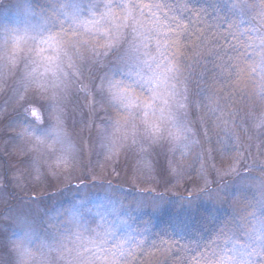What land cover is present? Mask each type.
Returning <instances> with one entry per match:
<instances>
[{
	"label": "snow or ice",
	"instance_id": "1",
	"mask_svg": "<svg viewBox=\"0 0 264 264\" xmlns=\"http://www.w3.org/2000/svg\"><path fill=\"white\" fill-rule=\"evenodd\" d=\"M190 3L20 0V24L0 29V79L18 73L20 89L52 100L50 126L22 105L25 118L45 127L39 135L35 127L20 135L53 153L57 166L69 165L75 150L61 101L73 88L90 103L99 97L114 114L99 130L109 155L141 138H167L186 155L195 143L188 118L195 108L205 134L226 145L235 138L239 106L258 107L257 126L264 125V0ZM230 171L254 192L242 207L237 199L227 217L197 212L157 241L147 229H132L115 207L111 220L97 213L99 222H86L90 210L82 200L50 217L43 233L26 217H14L20 234L3 245L4 264H148L146 255L156 260L149 241L162 258L156 264H264V167L259 175H241L234 165ZM105 199L111 202L107 193Z\"/></svg>",
	"mask_w": 264,
	"mask_h": 264
},
{
	"label": "rangeland",
	"instance_id": "2",
	"mask_svg": "<svg viewBox=\"0 0 264 264\" xmlns=\"http://www.w3.org/2000/svg\"><path fill=\"white\" fill-rule=\"evenodd\" d=\"M19 3L20 0L1 1L0 29L5 25L15 27L20 24ZM18 79V73L0 79V213L14 199L10 212L0 218V264L9 259L4 254L3 245L20 234L19 226L13 222L14 217H26L34 228L43 233L48 228L50 217L74 204L79 205L83 200L90 210L86 222H99L97 213H103L111 220L113 217L107 214L115 207L125 213L122 218L127 219L132 229L142 232L143 223L149 218L152 223L161 222L162 196L187 189L184 193L199 201L203 195L201 192L214 181L236 176L230 171L231 166L239 171L245 160L248 166L253 165V169L248 167V175H259L257 170L264 167V125L257 126L262 116L259 109L248 114L246 125L241 123L234 129L235 138L248 149V152H241L239 158L225 160L223 148L226 145L223 142L217 143L218 149L215 146L214 150L211 149L198 108L193 109L188 117L195 143L186 155L173 151L167 138L155 142L141 138L136 145L126 143L114 155H109L102 146L99 130L114 114L101 105L99 97L90 103L89 98L75 88L61 101L64 127L75 150L74 158L67 166H57L53 153L46 149L37 150L32 141L20 135L24 128L32 127L39 135L45 127L40 120H33L30 114L28 121L23 118L22 105L25 104L29 109H36L48 126L51 125L50 94L34 88L23 91ZM193 99L196 98L193 96ZM223 181L226 185L220 192H211L206 200L214 208L221 205V191L228 189L237 199L243 195L245 202L253 195L254 189L241 188L238 178L234 185L228 180ZM128 187L159 194H151V199L132 197L123 190ZM106 193L111 202L105 199ZM224 200L227 201L226 196ZM149 243L152 250L151 241ZM153 253L160 255L157 250ZM145 257L148 263L150 258L153 259L149 255Z\"/></svg>",
	"mask_w": 264,
	"mask_h": 264
},
{
	"label": "trees",
	"instance_id": "3",
	"mask_svg": "<svg viewBox=\"0 0 264 264\" xmlns=\"http://www.w3.org/2000/svg\"><path fill=\"white\" fill-rule=\"evenodd\" d=\"M1 1H3V0H1ZM1 1H0V3H1ZM205 2H206V0H191L189 7L195 6V7L199 8L201 5L205 4ZM194 91H195V88H194ZM194 97L196 99L198 98L195 95H194ZM239 107H240V115L237 119L238 125H241V123L246 125V117L248 116V114L251 113V111L254 109L255 110L259 109L255 105H253L251 107H243L241 105ZM23 116H24V113H23ZM23 118L28 121L27 118H25V117H23ZM26 120H24V123H26ZM208 138H209V144L211 146V149L214 150V146H215V148H217V146H216L218 143L217 137L209 134ZM224 145H226V144H224ZM223 149L225 150V153L223 154L225 157V160L232 159L233 157H236V156L239 158V157H241L240 156L241 152H243V153L246 151L248 152L247 145L240 144L238 142L237 138H234V140L229 142L226 145V147ZM244 159H246V158L244 157ZM241 166H242V168L239 170L241 175L249 173L248 167H249V169H253V165L248 166V164H246L245 160H243V164ZM193 174L196 175L195 172H193ZM236 178L239 179V177L236 175L232 178H229V179L225 178L223 180H228L229 182L233 183V185H234ZM223 180L218 181V182L214 181L212 183V185L210 187H208V189L203 190L201 192V194H203V195L201 198H199V201L197 200V198L194 199L190 194L184 193V192H186L187 189L186 190L184 189V191L177 193V194H170V195L167 194L166 196L164 195V197L162 196L161 202H163V205L161 206V214H160L161 222L155 224V223H152L150 221V218H149L147 221H145L143 223V229L144 230L147 229L148 235L157 237V241H158L159 239H167L169 236L174 235L176 226L180 222L188 220L191 216L195 215L197 212L210 213L214 217H221V218L229 216L231 214L233 208H235L237 206L236 205L237 198L234 197L233 193L231 191H228V189H227V191H221V193H220L223 195V198L220 201L221 202L220 207L217 206L218 208H214L210 204H208V201H206V200H208V197H210L209 194L211 192L219 191V190H221L223 185H226L225 181H223ZM185 188H188V187H185ZM230 189L231 188H229V190ZM123 190H124L125 194L126 193L132 194L131 195L132 197L141 196L145 199H147L148 197H150L149 199H151L152 198L151 194L152 195L155 194L157 196L159 194V193H151V191L146 192L144 190L131 189L129 187L123 188ZM229 192L232 193V196H231V193H229ZM139 193H141V195H138ZM160 195H159V199L161 198ZM225 196L227 198L226 202L224 200ZM244 198L245 197H243V195L241 196V198L240 197L238 198L241 201V204H240L241 207L243 206V203L245 202ZM12 206H14V199L11 200V202L6 207V209L2 210V212L0 213V218L7 211L10 212V210L12 209ZM147 248L149 249L150 253H153L156 251V250H154V248L152 250L150 249V243L147 244ZM156 260L162 261V258L160 257V255L156 256ZM156 260L150 258L148 264H156Z\"/></svg>",
	"mask_w": 264,
	"mask_h": 264
}]
</instances>
